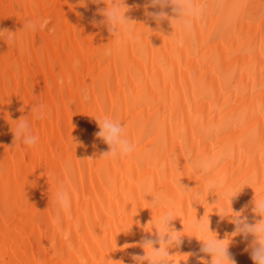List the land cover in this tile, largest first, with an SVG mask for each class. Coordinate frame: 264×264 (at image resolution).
Instances as JSON below:
<instances>
[{"label":"bare ground","instance_id":"6f19581e","mask_svg":"<svg viewBox=\"0 0 264 264\" xmlns=\"http://www.w3.org/2000/svg\"><path fill=\"white\" fill-rule=\"evenodd\" d=\"M109 2L0 0V30L17 31L15 44L0 41V264H80L81 258L103 264L104 257L135 264L132 256L144 255L142 240L158 238L155 229L145 231L162 211L147 202L151 196L144 198L148 178L183 205V215L171 222L185 235L169 249L172 264L210 261L189 221L197 214L206 222L209 215L218 239L235 226L211 206L214 193L208 205H191L178 194L174 160L186 188L202 183L186 151L193 158L224 152L216 174L230 183L254 172L264 176V0H209L191 35L175 32L167 20L157 26L145 14L159 11L145 7L149 0H125L126 17L142 23L136 25L141 39L120 48L102 23L100 10ZM165 11L172 15L170 7ZM45 18L54 32L19 31L26 20ZM105 47L112 48L110 56ZM36 103L49 110L43 119L31 113ZM104 115L123 123L133 154L99 158L109 150L96 136L95 119ZM21 116L38 137L35 146L12 145L11 120ZM210 127L219 131L206 136ZM57 181L72 197L61 216L67 238L53 223ZM255 194L254 184L245 186L231 205L245 209L249 222L259 219L252 212ZM250 241L232 238L236 264H253Z\"/></svg>","mask_w":264,"mask_h":264},{"label":"clouds","instance_id":"9594fccd","mask_svg":"<svg viewBox=\"0 0 264 264\" xmlns=\"http://www.w3.org/2000/svg\"><path fill=\"white\" fill-rule=\"evenodd\" d=\"M80 2L83 4L84 0H80ZM92 2L100 3L101 0H92ZM106 5L104 9L100 10V13L104 17L102 23L107 25L108 31L114 37L113 41L115 46L120 48L129 43H138L141 39V34L136 32V25L142 23H138L126 17L125 13L130 9L126 5L125 0H110ZM209 6V0H149L145 7L159 8V11H146L145 14L155 20L157 26H159L162 21L167 20L175 32L191 35L194 32L196 23L198 21L203 23L209 11ZM216 6L219 7V4ZM169 7L171 8L172 15H169L165 11V9ZM50 23V18L39 21L28 19L23 24V28L19 31L21 33H34L37 30L54 32V28H49ZM16 32L17 31L13 32L8 29L0 30V41L15 44L17 39ZM177 42L182 43L181 40H177ZM103 52L104 55L110 56L112 48L105 47ZM48 111L47 106L41 103H36L31 107V113L35 119H43L48 114ZM95 120L100 129L96 133V136L102 139V141L108 145L109 149L103 152L99 158L116 160L128 157L134 153L135 145L128 138L125 126L118 118L104 115ZM11 121L14 122L15 125L12 130V145L14 143H19L28 147L35 146L38 137L33 134L27 116H21L19 119ZM203 131L207 136L212 134L213 131L218 132L219 129L210 127ZM71 138L73 142V137L71 136ZM180 142H184L183 138H181ZM225 155L224 152H220L211 156L206 155L193 158L192 152L186 151L184 159H187V162L191 164L194 175L200 177L202 181V183L199 184L197 182L196 186L192 188H186L181 184V178L185 177L183 175V169L178 167L177 159L174 160V166L177 172L175 185L178 194L186 196L188 201L191 202V205H193V203L201 205L206 203L208 205L206 197L210 193H214L218 199L211 206H214L213 209L216 210L221 219L227 217L230 219V223L235 226L231 234L226 235L224 239H218L217 235L210 230L209 215L207 216L206 222L204 219L205 215L198 220L197 214L189 221L187 226L194 234L192 237L196 238L199 236L200 239H196L202 242L200 252L211 257L210 261L201 257L200 264H236L235 259L229 253V245L232 238L236 236H241L245 240L251 237L248 249L246 250L250 251V258L253 264H264V176L254 172L249 178L243 181L230 183L226 177L216 174V170L221 166L222 161L225 159ZM261 155L264 156V152H262ZM53 179H55V177H53ZM250 184L256 186L255 198L252 201V212L255 216L259 217V219L254 222H249L247 216L244 215L245 209L242 208L240 211H234L231 206L233 199L237 197L245 186L249 187ZM141 189L144 193V198L145 196L152 197L150 201L146 200L152 208H158L162 211L156 216H152L148 224L150 226V231L144 229L149 233L155 229L158 238L156 240L143 239L138 246L143 248L144 255H133L132 259L135 264H145V262L146 264H172L169 258L173 255L169 254V249L178 247L182 243V237L185 235L183 234L184 227L182 231H177L171 225V222L183 215V205L179 204L172 196L161 191H156L152 186L151 178H148L142 183ZM221 200L225 201L227 206L221 204ZM52 202L55 209L53 223L57 228L61 229V234L67 238L68 233L63 231L61 227V216L70 211L72 197L62 181H57V187L52 194ZM208 233H214V236L208 238ZM157 244L159 245L158 247L155 246ZM54 246L55 241H51L50 247ZM129 246L130 245H125L124 247L127 248ZM186 255L189 257L192 256L193 253H188ZM80 264H86V261L81 258ZM103 264H124V262L123 260H106L104 257Z\"/></svg>","mask_w":264,"mask_h":264}]
</instances>
